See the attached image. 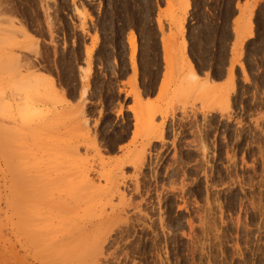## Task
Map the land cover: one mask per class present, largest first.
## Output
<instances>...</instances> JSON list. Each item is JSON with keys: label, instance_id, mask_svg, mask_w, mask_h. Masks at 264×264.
Wrapping results in <instances>:
<instances>
[{"label": "rangeland", "instance_id": "rangeland-1", "mask_svg": "<svg viewBox=\"0 0 264 264\" xmlns=\"http://www.w3.org/2000/svg\"><path fill=\"white\" fill-rule=\"evenodd\" d=\"M242 1L0 0V264H264V4Z\"/></svg>", "mask_w": 264, "mask_h": 264}, {"label": "crops", "instance_id": "crops-1", "mask_svg": "<svg viewBox=\"0 0 264 264\" xmlns=\"http://www.w3.org/2000/svg\"><path fill=\"white\" fill-rule=\"evenodd\" d=\"M243 1H245V0H243ZM242 1V2H243ZM249 1H252V0H249ZM241 2V3H242ZM260 3H262V4H264V0L262 1V2H260ZM254 4H255V2H254ZM253 4V5H254ZM237 19H238V11H236V14H235V16H234V18L231 20V27L234 29V27L236 26V21H237ZM241 32L239 33V34H234L233 33V35H232V41H231V43H230V48H232V45H233V48H234V43L236 44V42L239 40V39H241ZM246 39H247V37H246ZM250 40V39H249ZM248 40V41H249ZM237 46V45H236ZM232 48V49H233ZM163 71H164V67H163V65L160 67V72H159V76H158V82H157V84H156V90H155V92L152 94V95H148V96H143V99H146V98H149V99H154L155 98V96L157 95V91H158V86H159V84H160V81H161V79H162V75H163ZM199 74V73H198ZM206 74H207V71H205V70H203L202 72H200V80L201 81H205L206 80ZM132 75V73H131V71L127 74V76H125V78L124 79H122L121 80V83L122 82H126L128 79H129V77ZM140 79H141V73L139 74V76H138V84H139V81H140ZM227 79H229V76L226 74V75H224L222 78H220V79H218V80H215V82H213V85L214 86H216V87H223L226 83H227ZM209 84H211V83H209ZM129 105H131V103L130 104H128L125 108H124V110L125 111H129L128 110V106ZM130 112V111H129ZM131 113V112H130ZM132 119H133V116H132ZM133 130H134V122L132 121L131 122V126H130V131H129V137L126 139V140H124V141H122V142H120V143H118V145H117V150L118 151H124V150H126L129 146H130V143H131V138H132V134H133ZM152 142H155V141H152ZM121 147H124L123 149H120Z\"/></svg>", "mask_w": 264, "mask_h": 264}, {"label": "bare ground", "instance_id": "bare-ground-1", "mask_svg": "<svg viewBox=\"0 0 264 264\" xmlns=\"http://www.w3.org/2000/svg\"><path fill=\"white\" fill-rule=\"evenodd\" d=\"M170 49H171V48H170ZM170 49H169V50H170ZM130 50H131V56L134 57L135 54H136V52H137V46H136V43H135V37H134V35H131V36H130ZM166 50H168V49L166 48ZM166 50H165V51H166ZM171 50H174V49H171ZM166 52H167V51H166ZM166 52H165V54H167ZM168 54L170 55V54H172V52H169ZM174 54H175V53H174ZM169 55H168V56H169ZM172 55H173V54H172ZM166 56H167V55H166ZM170 57H172V56H169V58H170ZM7 132H9V131H6V133H7ZM9 133H10V132H9ZM9 133H7V134H9ZM11 133H12V132H11ZM15 133H16V132H15ZM17 134H18V133H17ZM17 134H16V135H17ZM9 135H10V134H9ZM11 136H12V135H11ZM20 140H21V139H20ZM3 142H4V141H3ZM7 142H8V141H6V143H7ZM9 142H10V141H9ZM4 144H5V143H4ZM6 147H7V146L4 147V145H3V148H6ZM7 148H8V147H7ZM8 152H9V151H8ZM11 154H12V153H11ZM22 154H25V153H22ZM13 156H16V155H13ZM18 158L20 159V157H18ZM11 159H12V158H11ZM14 160L16 161V159H14ZM15 161H13V163H14ZM41 161H43V160H41ZM15 163H18V162L16 161ZM13 165H15V164H13ZM23 174H24V173H23ZM24 175H25V174H24ZM35 175H36V174H35ZM28 176L30 177V175H28ZM31 177L33 178L34 176L31 175ZM20 178H21V177H20ZM35 178H36V177H35ZM35 178H34V179H35ZM35 180H36V179H35ZM35 180H33V181L35 182ZM13 182H14V181H13ZM13 182H12V184H13ZM15 182H16V181H15ZM31 182H32V181H31ZM52 183H53V182H52ZM14 185H15V184H14ZM14 185H13V186H14ZM16 185H18V183H16ZM19 186H20V185H19ZM14 187H15V186H14ZM17 187H18V186H17ZM17 187H16V188H17ZM32 188H33V186H32ZM14 189H15V188H14ZM17 189H18V188H17ZM17 189H15V191H17ZM19 189H20V188H19ZM21 189H22V188H21ZM22 190H23V189H22ZM21 192H22V191H21ZM26 192L28 193V191H26ZM17 193H18V192H17ZM19 193H20V192H19ZM22 193H23L24 196H23V195H20V196L26 197V196H25V195H26L25 192L23 191ZM18 195H19V194H18ZM29 195L31 196V194H27V200H28V201H30V198H28ZM20 196H19V197H20ZM35 197H36V196H35ZM37 197H38V196H37ZM37 197H36V198H37ZM17 198H18V197H17ZM32 198H33V197H32ZM32 198H31V199H32ZM18 199H19V198H18ZM22 199H23V198H22ZM22 199H21V200H22ZM33 199H35V198H33ZM21 200H20V201H21ZM24 200H25V203H32V202L34 203V201L28 202L26 199H24ZM24 200H22V202H23ZM16 202L18 203V200H16ZM16 202H15V204H14V208H15V206H16L17 208L19 207L18 209H21V208H20L21 205H17ZM22 202H20V203L22 204ZM20 203H18V204H20ZM33 203H32V204H33ZM23 204H24V202H23ZM34 204H35V203H34ZM26 205H27V204H26ZM23 206H24V208L26 207V210L22 208V210H19V211H20V212L23 211L24 214H20V215L23 216V217H25V214H26L25 211H27V207H28V206H25V205H23ZM23 206H22V207H23ZM29 206H30V205H29ZM29 208H30V207H29ZM16 212H17V209H16ZM23 212H22V213H23ZM30 218H31V215H30ZM25 219H26V218L23 219V220H24L23 222H26V224L31 223V222H28L27 220L25 221ZM27 222H28V223H27ZM28 230H29V227H28ZM28 232H30V231H28ZM44 233H46V232H43V235H44ZM47 234H48V233H47ZM49 234H50V233H49ZM31 235L33 236V232H32ZM29 236H30V235H29ZM32 236H31V237H32ZM44 236H46V235H44ZM31 237H30V238H31ZM45 238H46V237H45ZM41 241H42V240H41ZM43 241H44V240H43ZM45 241H46V239H45ZM45 241H44V242H45Z\"/></svg>", "mask_w": 264, "mask_h": 264}]
</instances>
